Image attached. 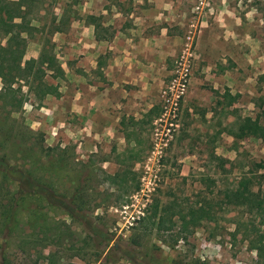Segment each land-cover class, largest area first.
<instances>
[{"label": "rangeland", "instance_id": "obj_1", "mask_svg": "<svg viewBox=\"0 0 264 264\" xmlns=\"http://www.w3.org/2000/svg\"><path fill=\"white\" fill-rule=\"evenodd\" d=\"M84 1L34 0L31 6L25 7L30 11L26 21L29 20L38 28L44 27V32H35L34 37L27 40L24 59L40 52L49 27L57 23L64 10L67 13L71 11L69 20L77 18ZM106 1L116 9L121 7L127 10L133 5L132 0ZM222 1L231 8L239 4L238 12L242 14L244 23L239 44L245 60L241 68L231 61H218L208 69L211 78L213 71L221 73L228 69L225 72L229 77V87L221 79H205L199 84L197 95L190 97L189 85L178 114L179 127L160 161L157 186L146 201L144 215L127 230L123 228L124 217L133 211V207L129 208L127 215L121 214V211L128 204L137 205L141 202L137 194L143 175L142 166L151 149V132L154 120L161 113L160 103L154 119H148L144 124L145 134L137 140L139 146L128 155L115 157L121 166L113 170L110 165L103 167L102 161L106 159L104 155L86 154L81 158L76 153L77 144L74 141L61 138L47 140L44 133L31 129L28 110L41 100L34 92L30 93L23 83L14 86L19 87V92L11 95L15 113L9 118L7 112L10 107H0V141L5 144L4 150L15 153L17 164L25 162L35 173L46 176L59 190L68 192L77 181H86L90 189L86 200L91 208L97 207L90 212L92 219L89 228L93 229L71 222L60 212L48 213L47 217L56 222L53 228H63V221L70 225V230L63 229L71 233L68 241H62V248L52 244L45 249L43 254L53 255L51 262L38 259V255L33 253L25 257L12 250L10 258L13 264H264L244 239V234H249V230H246L250 228L249 223L264 236V214L258 217L254 213L244 214V209L227 202L233 196L231 192L236 182L246 172H249L255 184L252 190H260L261 195H264V143L253 137L234 140L230 135L241 118L259 116L264 126V0ZM190 6L189 3L191 15ZM0 8L1 16L9 23L11 34H16V25L21 21L15 17L14 9L3 4H0ZM100 18L104 20L106 17L102 15ZM188 28L181 30L183 39ZM21 36L25 38L26 34ZM47 37L55 46L56 56L60 57L67 43H60L58 34ZM6 39L1 33L0 44L5 45ZM181 48L182 44L176 57ZM57 59L61 62V59ZM206 63L195 55L192 76L197 68V74L200 75V69L206 67ZM54 80L47 77L46 83L53 87ZM228 93L238 94L231 108H228ZM29 131L41 132L45 147L55 149L52 154L46 155L37 148L26 154L19 153L24 147L22 139L27 137ZM12 141L13 145L10 143ZM60 149L66 150L64 158L69 157V160L61 156ZM24 155L26 161H23ZM218 158H223L226 163L221 165ZM131 160L134 163L130 164ZM115 175L118 176L110 180L109 176ZM200 206L209 211V220L202 219L198 225L192 226L178 219L179 214L187 217ZM156 210L161 215L163 213L164 232H158L153 223L152 215ZM40 214L41 211L35 213L33 210L29 225L25 224V216L21 214L18 233L23 235L32 230L35 224L41 222ZM35 217L38 220H33ZM236 228L239 230L233 236ZM107 238L110 239L108 244ZM107 252L110 254L105 259Z\"/></svg>", "mask_w": 264, "mask_h": 264}, {"label": "crops", "instance_id": "obj_2", "mask_svg": "<svg viewBox=\"0 0 264 264\" xmlns=\"http://www.w3.org/2000/svg\"><path fill=\"white\" fill-rule=\"evenodd\" d=\"M196 2L132 0V7L123 10L106 0H85L80 15L55 33L60 43H67L56 56L64 75L54 80L53 93L30 106L31 129L44 133L47 140L74 141L81 158L98 153L106 158L103 167L119 168L115 157L132 153L145 134L144 124L155 117L160 90L183 42L181 30L189 25ZM238 7L213 0L202 11L195 55L207 63L200 69L204 78L198 68L193 72L190 97L197 95L205 79H221L229 87L228 69L213 71V78L208 75L216 62L242 67L239 36L244 23ZM38 55L39 51L30 57Z\"/></svg>", "mask_w": 264, "mask_h": 264}, {"label": "trees", "instance_id": "obj_3", "mask_svg": "<svg viewBox=\"0 0 264 264\" xmlns=\"http://www.w3.org/2000/svg\"><path fill=\"white\" fill-rule=\"evenodd\" d=\"M33 2L34 0H0V4L12 7L16 13L15 17L21 21L16 25V34H11L9 23L3 19L0 11V34L2 33L7 37L5 45L0 44V79L2 83L0 107H10L7 112L9 118L11 114L15 113V110L12 109L11 95L19 92V87L14 88L15 85L23 83L30 93L34 92L36 97L42 100L54 91L53 87L46 83V78L58 79L64 75L54 52L55 46L47 35L62 32L69 24L68 14L71 11L67 13L64 10L57 23L49 27L47 35L43 38L38 57L25 60L27 40L33 38L35 32L42 34L44 32V27L38 28L33 26L29 20L26 21L27 14L30 11L25 7L31 6ZM21 34H26L25 38ZM227 95L230 98L228 105L237 100L238 95ZM230 135L234 140L253 137L264 143V126L261 124L259 116L241 118L236 122L235 129L230 131ZM22 142L24 147L19 152L21 154H26L37 148L49 155L55 150L54 148L45 147L44 135L41 132L29 131ZM10 143L13 145V141ZM4 146L5 144L0 141V264H13L10 258L12 250L25 257H30L33 253L38 255L36 256L38 259L51 262L52 254H43L45 249L52 244L62 248V241H68L71 233L69 231L70 225L64 221L61 222L63 228L60 230L59 228H53L56 222L52 218H48L47 214L50 212L55 213L54 211L60 212L65 214L71 222H78L87 229H93L89 228L90 219H92V213L90 212L97 206L91 208L89 201L86 200L87 193L90 190L85 184L86 181H77L75 186L68 192L59 190L46 176L35 173L34 169L25 162L17 164L14 157L15 153L9 152V149L4 150ZM59 151L64 158L66 150L60 149ZM24 159L23 161L27 160L26 155H24ZM64 159L69 160L70 158ZM218 159L221 165L226 163L223 158ZM117 176H109V178L114 180ZM86 180L89 181L88 178ZM253 185L255 184L249 176V172L244 173L236 182L235 189L231 192L233 196L227 202L229 205L234 204L244 209V214L254 213L255 217H258L264 214V195H261L260 190L253 191ZM33 210H35V213L41 211V222L35 224V227L32 224L34 228L21 235L18 233L20 227L19 216L23 214L26 219L24 220L25 224L29 225ZM162 215L157 210L152 215L153 223L158 232L166 231ZM179 215L178 219L182 223L185 225L191 224L192 226L198 225L202 219H210L209 211L201 206L196 211H191L187 216L188 219L185 215ZM33 220H38V218L35 217ZM248 225L250 228H246V230H249V234H244V239L248 242L250 248L256 251L258 258L264 261V236L259 233V230L252 223ZM65 228L69 230H63ZM238 230L236 228L233 236L237 234ZM109 240L107 238V244ZM109 254L107 252L105 259L108 258Z\"/></svg>", "mask_w": 264, "mask_h": 264}, {"label": "built area", "instance_id": "obj_4", "mask_svg": "<svg viewBox=\"0 0 264 264\" xmlns=\"http://www.w3.org/2000/svg\"><path fill=\"white\" fill-rule=\"evenodd\" d=\"M211 0H197L194 6L192 19L188 25V30L182 42L180 54L175 58L173 67L169 73L168 80L160 90L159 99L161 113L153 122V130L151 132V149L142 166V177L139 204H128L123 207L121 214H128L129 208L133 207V211L125 216L124 229H129L136 221L144 215L146 201L157 186L160 173V161L163 158L169 142L174 136V132L179 125L178 114L182 102L188 92L191 76L193 60L195 58V43L200 32V15L205 8L209 7ZM130 205V206H129ZM121 228V229H123Z\"/></svg>", "mask_w": 264, "mask_h": 264}]
</instances>
